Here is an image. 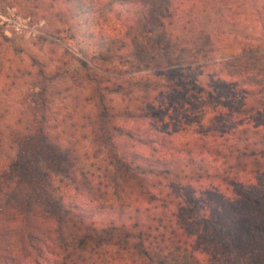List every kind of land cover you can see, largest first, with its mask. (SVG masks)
I'll return each instance as SVG.
<instances>
[{"label": "rangeland", "instance_id": "obj_1", "mask_svg": "<svg viewBox=\"0 0 264 264\" xmlns=\"http://www.w3.org/2000/svg\"><path fill=\"white\" fill-rule=\"evenodd\" d=\"M123 9L120 20L97 8L80 13L69 0H0V206L29 195L45 205L49 182L56 206L79 201L71 176L104 155L99 90L107 107L153 101L167 117L174 98L201 116L224 82L264 87V0H130ZM118 83L123 94L101 87ZM20 142L28 147L21 157ZM190 186L168 183L174 217L201 227L212 262L264 264L257 206L227 207L217 190Z\"/></svg>", "mask_w": 264, "mask_h": 264}, {"label": "trees", "instance_id": "obj_2", "mask_svg": "<svg viewBox=\"0 0 264 264\" xmlns=\"http://www.w3.org/2000/svg\"><path fill=\"white\" fill-rule=\"evenodd\" d=\"M69 1L80 13L97 8L122 20L130 0ZM91 80L100 85L102 78L95 74ZM224 84L219 102L201 116L185 109L193 102L179 98L167 117L153 101L107 107L104 92L97 91L104 155L93 169L71 176L79 201L56 206L49 182L45 205L28 194L0 206V264H214L201 227L176 221L179 202L167 190L172 180L217 190L227 207L256 205L264 230V87ZM109 85L101 87L123 94V84ZM165 87L169 93L172 87ZM137 120L143 122L131 123ZM27 149L20 142V157ZM101 212L105 216L94 219ZM239 216L244 226L247 219Z\"/></svg>", "mask_w": 264, "mask_h": 264}]
</instances>
